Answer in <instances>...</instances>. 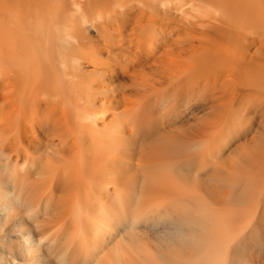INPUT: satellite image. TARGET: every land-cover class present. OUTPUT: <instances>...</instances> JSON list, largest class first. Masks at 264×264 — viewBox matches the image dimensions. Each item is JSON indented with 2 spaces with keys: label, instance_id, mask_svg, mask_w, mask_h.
Returning a JSON list of instances; mask_svg holds the SVG:
<instances>
[{
  "label": "bare ground",
  "instance_id": "obj_1",
  "mask_svg": "<svg viewBox=\"0 0 264 264\" xmlns=\"http://www.w3.org/2000/svg\"><path fill=\"white\" fill-rule=\"evenodd\" d=\"M0 264H264V0H0Z\"/></svg>",
  "mask_w": 264,
  "mask_h": 264
}]
</instances>
